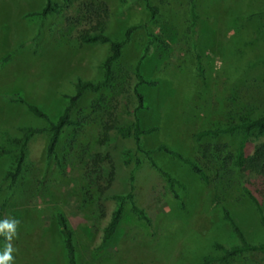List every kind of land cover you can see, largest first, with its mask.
Segmentation results:
<instances>
[{
  "label": "rangeland",
  "instance_id": "obj_1",
  "mask_svg": "<svg viewBox=\"0 0 264 264\" xmlns=\"http://www.w3.org/2000/svg\"><path fill=\"white\" fill-rule=\"evenodd\" d=\"M53 1L64 10L41 16L47 0H0V147L12 149L9 138L21 136L22 126L45 129L31 139L13 185L5 179L11 156L0 153L2 221H17L11 240L0 242V254L11 244L9 264H69L61 213L73 232L76 264H201L205 255L218 258L210 264H264L262 253L223 260V250L214 247L238 242L224 208L249 241H264L259 214L243 189L247 183L264 200V178L232 165L225 169L215 154H204L218 143L223 153H234L239 134L196 136L240 114L264 115V0H150L158 7L155 18L146 0ZM129 27L134 29L112 63L109 82L82 93L71 112L78 123L62 129L49 155V120L63 112L77 79H103V61L112 52L110 43H83L80 35L103 28L122 40ZM151 40L140 71L156 84L138 85L145 107L136 113L144 128L157 129L142 136L141 146L179 182L178 197L134 137L118 131L134 119L135 69ZM13 96L38 105L48 118ZM260 141L264 137L252 138L246 152ZM160 144L197 161L210 182ZM127 192L146 218L127 200L105 240L114 196Z\"/></svg>",
  "mask_w": 264,
  "mask_h": 264
},
{
  "label": "trees",
  "instance_id": "obj_2",
  "mask_svg": "<svg viewBox=\"0 0 264 264\" xmlns=\"http://www.w3.org/2000/svg\"><path fill=\"white\" fill-rule=\"evenodd\" d=\"M147 9L151 15V18H155L158 14V7L153 5L150 0H146ZM194 8V4H193ZM64 10V6L58 2L53 0H47L46 4L43 8L38 12L41 16H45L51 13H61ZM196 18V14H194ZM134 28L129 27L125 32V37L122 40H114L104 33L103 28H99L97 31L93 32H83L80 35V40L83 43H110L112 45V52L106 56L103 61L104 68V77L102 80L97 82H93L91 80L86 79H77L75 82V91L73 94L66 95L68 98V103L63 109V112L58 116L56 121L49 120V127L46 128L50 131V138L47 145V153L52 155L55 153V149L57 143L59 141V136L62 129L68 125H75L78 123L77 120L73 119L71 116V112L76 105L78 99L81 97L82 93L85 90H93L97 91L106 85L112 74V63L120 56L121 48L127 43L129 40L130 34ZM156 36H154V39ZM153 43V40L149 41L148 44L143 49L142 55L136 65L135 75L137 77V84L134 88L135 95L138 99V106L134 110V119L130 125H122L118 127L119 133L124 136H133L136 143L137 148L143 151L152 165H154L168 180L170 188L175 192L176 197L178 194L175 190V184L179 183L173 176H171L168 172L164 171L162 168L158 167L155 163L154 159L151 156V150H143L141 146V138L145 134L152 133L157 129L156 126H150L148 128H144L141 125V121L137 115V111L139 109H143L145 107V97L144 94L138 89V85L147 84L154 85L156 81L147 80L144 75L140 71V65L145 58L146 54L150 50V45ZM13 101L26 103L28 109L33 112L35 115L48 118L46 113L35 104L27 103L23 98L20 97H11ZM45 129L32 127V126H22L21 131L22 135L18 137H10L9 140L13 145L12 149H5L0 147V153H8L11 156V161L8 168L5 171V179L9 180L10 184H15L23 171V166L26 160V152L28 145L33 138V136L39 132H42ZM222 134H239L240 141L239 145L234 153H223L224 146L223 144H210L205 147L204 154H215V160L220 161L221 165L226 167L232 165L237 167L243 173H253L259 178H264V142L260 141L255 143L254 149L252 153L246 152V144L252 140V138H261L264 137V115H258L255 117L250 116L249 114H240L237 119L233 118L229 123L222 124L216 128H208L200 130L196 136L199 140L203 138H216ZM7 138L8 136L5 135ZM158 149L165 151L166 153L172 155L173 157L179 159L180 161L187 164L190 169L196 173L200 179L206 183L210 182L209 174L206 169L200 165L197 161L185 156L181 152L171 149L165 144H160ZM131 152L126 150L125 152V163H130L131 161ZM140 160H136V164H139ZM213 163V162H212ZM183 185V184H182ZM245 194L251 199L254 204L258 214L260 223L264 230V200H261L256 193L250 188V186L246 183L243 186ZM264 192V191H263ZM116 207L112 213L111 220L109 221L107 227L104 230L103 239L107 240L114 233L115 228L120 221L122 216L124 204L127 200H131L132 209L135 213L138 214L140 218H146V215L143 210L138 208L135 203L132 201L133 195L131 192L116 194ZM223 216L226 220L229 221L233 232L238 238V242L230 247H226L219 242L214 243V247L223 250L222 256L219 259H227L233 257L235 255L251 252V253H262L264 254V241H249L245 233L243 232L240 225L237 223L235 218L232 216L230 211L227 208L223 210ZM0 221H2V211L0 210ZM57 221L60 226V230L63 236V242L66 249L67 257L69 264H76V248L73 240V232L71 228L68 226L66 218L63 214L59 213L57 215ZM7 235L5 232H0V242L6 241ZM218 259L217 257L205 255L203 257V261L201 264H210L213 260Z\"/></svg>",
  "mask_w": 264,
  "mask_h": 264
},
{
  "label": "clouds",
  "instance_id": "obj_3",
  "mask_svg": "<svg viewBox=\"0 0 264 264\" xmlns=\"http://www.w3.org/2000/svg\"><path fill=\"white\" fill-rule=\"evenodd\" d=\"M17 221H12L9 223L7 220L0 221V232H5L7 235V238L11 240L12 235L15 234V228H16ZM13 252V248L11 244H8L3 253L0 254V264H9V261L13 259L11 253Z\"/></svg>",
  "mask_w": 264,
  "mask_h": 264
}]
</instances>
